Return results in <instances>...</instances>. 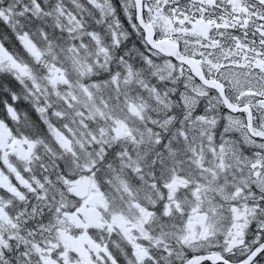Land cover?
I'll return each mask as SVG.
<instances>
[{"label": "snow or ice", "instance_id": "1", "mask_svg": "<svg viewBox=\"0 0 264 264\" xmlns=\"http://www.w3.org/2000/svg\"><path fill=\"white\" fill-rule=\"evenodd\" d=\"M0 264H264V0H0Z\"/></svg>", "mask_w": 264, "mask_h": 264}]
</instances>
